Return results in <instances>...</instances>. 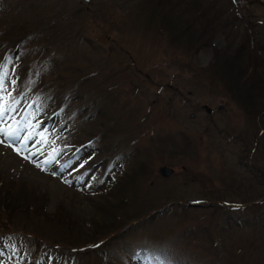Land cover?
Returning <instances> with one entry per match:
<instances>
[{
    "label": "rangeland",
    "instance_id": "obj_1",
    "mask_svg": "<svg viewBox=\"0 0 264 264\" xmlns=\"http://www.w3.org/2000/svg\"><path fill=\"white\" fill-rule=\"evenodd\" d=\"M42 23L33 39L45 42L29 35L10 48L15 83L40 72L34 83L50 79L43 88L58 99L96 108L55 122L49 107L0 98V190L20 183L21 205L61 212L90 241L70 247L17 230L4 195L0 230L18 233L0 236V264H211L264 230V0H0L1 48ZM218 72L228 76L215 87ZM108 90L117 118L99 109ZM92 137L102 160L90 169L64 145Z\"/></svg>",
    "mask_w": 264,
    "mask_h": 264
},
{
    "label": "trees",
    "instance_id": "obj_2",
    "mask_svg": "<svg viewBox=\"0 0 264 264\" xmlns=\"http://www.w3.org/2000/svg\"><path fill=\"white\" fill-rule=\"evenodd\" d=\"M47 24H41L39 25L36 29V31L39 30V28L41 27V29H45L47 28ZM52 32L54 33H58L60 31V29L57 30L56 27H53L51 29ZM31 36V38L33 39L35 36L34 31L33 32H24L22 34V36L20 38H22L20 40V38L15 41L10 43L11 46H5L3 48L2 45L0 46V56L1 54H3L5 51L8 52L9 49L12 47L13 44H19L20 41H32V40H26L28 36ZM50 37H54L55 35H53L52 33L50 34ZM40 40V42H45L46 39L41 38L38 39ZM15 44V45H16ZM219 64V71H224L226 68L222 67V65L220 63H216ZM214 67V66H213ZM228 75L226 74H222V73H216L215 75H213V84L215 87H218V84L221 83L223 81V79L225 80L227 78ZM26 77V76H25ZM27 82V81H26ZM28 88L26 87V90ZM106 90V89H105ZM19 92H24L25 91V87L24 88H19L18 90ZM107 95H104V102L102 104V107H99V109L101 108V110L103 109L104 111L106 109H108V112L106 115H111V111L113 112V114L116 116V118L119 116L120 114V110H121V106L118 107H113L110 103V96L108 95L110 90L106 91ZM59 95V94H58ZM35 100V99H34ZM71 100H74V98L68 99V97L66 98L65 96H63L62 98L58 99V101L55 103V107L51 108L53 111L57 112L59 114V112L61 111V109H63L66 105H69ZM36 102H39L38 100H35ZM86 100L84 98H82V101L75 106H82V109H77L74 105L71 107V105L69 106V116H74V114L72 112H75L79 117H83L85 116V109L88 108V106L94 105V108H96V104L93 102H90L89 105H87ZM41 107L43 106L42 104L40 105ZM104 111L101 113L104 114ZM262 111H260L259 113L254 114V116H258ZM82 115V116H81ZM113 116V115H112ZM210 122L213 123L212 118H210ZM110 136V135H109ZM76 141V140H75ZM137 164V163H136ZM143 172V170H142ZM116 182H112L110 185L107 186V188L101 192V194L105 193L106 191L112 189L115 186ZM19 185L20 183H16L13 182V184L10 186H5L4 188H1V192L2 190L3 193H0V198H5L4 199H8V201L15 205L13 206V211H15L16 216H14L12 213L10 215V222H12V224H15V228L17 230H22V231H30L33 232L39 236H41L42 239H45L53 244H63V245H67V246H79V245H83V243L90 241V239L83 241V237L80 236V230L77 229L76 227H74L70 221H67V218H61V212L58 213V211H55V214L52 215H48L47 213H44L43 208L41 206L36 207V208H32L29 207L28 205L24 204L21 205V203L25 200H28V197L26 196H21L20 193L16 190V188L14 187L15 185ZM13 194L8 197L10 191H13ZM18 200V201H17ZM29 203H32V201H28ZM117 204V203H116ZM119 205V204H117ZM185 208V207H184ZM116 209V208H114ZM8 209L0 206V211H3L4 213L7 211ZM133 210V209H131ZM109 212L110 208H109ZM50 217V218H49ZM69 217V216H67ZM53 218V219H52ZM118 219V218H116ZM133 219V218H132ZM225 220L228 221L227 217H225ZM123 221H117V223L115 224H111L110 226L107 227V229H109V231H115L118 228V225L121 224ZM128 222V221H127ZM130 222V220H129ZM221 222H223V219L221 220ZM48 225V226H45ZM220 228L222 230H224L226 228V230L228 229V227L226 226H220ZM112 229V230H111ZM203 230H205V227H203ZM2 231V230H0ZM198 232L199 235V239H203L205 240V236L204 233L202 231H198V230H194L193 231V236L194 237L196 235V233ZM97 235H101V232ZM80 236V237H79ZM249 239H246L245 237H242L237 244H227L230 246H233L232 250L227 252L225 250V252H222L221 257H217V261H213L211 264H264V259H260L259 256L261 254V252L264 251V230L263 228H261V230L259 231H253V233L250 232L249 234ZM95 238V237H94ZM186 238L190 239V237L185 236V238L183 239V245H188V246H192L191 245V239L190 240H186ZM170 239V238H169ZM84 243V244H85ZM161 251V250H160ZM169 261H174L173 259L167 257L166 258ZM175 262V261H174ZM176 263L178 264L179 262L176 261ZM181 264V263H179ZM206 264V263H205Z\"/></svg>",
    "mask_w": 264,
    "mask_h": 264
},
{
    "label": "water",
    "instance_id": "obj_3",
    "mask_svg": "<svg viewBox=\"0 0 264 264\" xmlns=\"http://www.w3.org/2000/svg\"><path fill=\"white\" fill-rule=\"evenodd\" d=\"M86 3H89L90 0H84ZM209 111V110H208ZM172 170L168 166H162L159 169V173H161L163 176L168 177L171 174Z\"/></svg>",
    "mask_w": 264,
    "mask_h": 264
},
{
    "label": "bare ground",
    "instance_id": "obj_4",
    "mask_svg": "<svg viewBox=\"0 0 264 264\" xmlns=\"http://www.w3.org/2000/svg\"><path fill=\"white\" fill-rule=\"evenodd\" d=\"M32 78H34V77H32ZM30 79V81L31 82H33L34 83V81H33V79ZM48 78V77H47ZM47 80V82H49V80L50 79H46ZM45 80V81H46ZM27 81V78L25 77V76H23V77H21L20 79H19V83H23V82H26ZM44 81V82H45ZM44 82H42V83H44ZM42 83H39V84H42ZM171 170H172V172H171V174L168 176V177H166V178H170L172 175H173V173H174V169H172V168H170ZM161 174V173H160ZM162 175V174H161ZM163 176V175H162ZM165 177V176H164Z\"/></svg>",
    "mask_w": 264,
    "mask_h": 264
},
{
    "label": "snow or ice",
    "instance_id": "obj_5",
    "mask_svg": "<svg viewBox=\"0 0 264 264\" xmlns=\"http://www.w3.org/2000/svg\"><path fill=\"white\" fill-rule=\"evenodd\" d=\"M3 87V85L2 84H0V88H2ZM7 109H0V118H2V116H3V113H4V111H6ZM4 130L3 129H0V132H3ZM17 151H19L18 149H17ZM25 158H27V157H25Z\"/></svg>",
    "mask_w": 264,
    "mask_h": 264
}]
</instances>
